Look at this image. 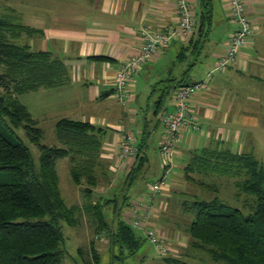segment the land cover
<instances>
[{
  "label": "crops",
  "instance_id": "1",
  "mask_svg": "<svg viewBox=\"0 0 264 264\" xmlns=\"http://www.w3.org/2000/svg\"><path fill=\"white\" fill-rule=\"evenodd\" d=\"M244 1L253 31L241 47L237 61L223 70L212 71L207 83L191 97L190 106L198 128H184L178 135L180 142L169 167V172L174 171L173 177L166 185L170 189L181 178L184 180L179 183L186 185L187 159L196 150L226 147L239 152L242 132L249 121L247 108H242L236 96L239 86L264 83V0ZM190 3L195 19L193 32L186 37L175 35L168 47L132 73L126 87L129 98L122 104L114 96L116 73L140 49L143 27L156 31L177 25L175 0H0V18H8L32 30L25 37L29 49L47 51L67 69L66 83L18 96L31 117L38 120L41 129L47 122L54 127L62 117L89 121L103 129L100 158L105 161L107 180L101 188V200L117 195L119 189L116 187L120 184L124 187L126 174L141 157L144 167L140 174L148 169L150 136L155 139L153 149L156 151L159 135L164 130L159 110L166 97H162V105L158 104L162 92L176 81L187 83L204 79L214 68L216 58L226 50L235 27L229 20L228 1L190 0ZM177 63L184 64L178 72L174 66ZM174 78L175 81L171 80ZM122 122L132 131L142 154L118 165L119 125ZM142 186L141 181L131 183L127 187L129 198L126 200L142 194L145 190ZM158 216L155 212L153 220ZM170 234L167 240L174 248L185 245L187 237L179 236L178 230ZM88 246L90 254L91 241ZM123 256L130 255L124 250ZM64 258L65 254L61 264ZM141 262L159 264L162 257L154 254L149 259L145 252ZM68 264L79 262L75 259Z\"/></svg>",
  "mask_w": 264,
  "mask_h": 264
},
{
  "label": "trees",
  "instance_id": "2",
  "mask_svg": "<svg viewBox=\"0 0 264 264\" xmlns=\"http://www.w3.org/2000/svg\"><path fill=\"white\" fill-rule=\"evenodd\" d=\"M12 29L26 34L32 31L0 18V264H61L65 250L60 222L75 226L81 209L94 217L96 232L104 231L109 236L114 250L119 251L116 256L121 257L124 250L135 255L145 238L137 236L120 213L128 198L123 188L133 182L144 158L135 161L115 197L92 203V189L99 181L96 175L100 170L103 129L89 121L62 117L53 128L59 145L39 142L43 130L18 96L66 83L67 69L47 51L31 50L27 43L20 46L9 41L5 32ZM175 84L182 85L180 81ZM173 85L162 92L158 104L162 105ZM17 129L38 146L37 165ZM65 156L70 157V178L80 185L87 199L82 208L68 206L59 191L55 165L58 158ZM194 173L241 177L233 184L238 193L250 196L251 202L244 210L216 195L210 199L190 197L184 202L190 213L185 229L189 236L188 253L189 249L203 250L209 260L226 264H264V164L249 153L203 147L186 167L188 182L195 181ZM199 184L205 185L202 181ZM105 206L112 208L110 213L103 211ZM93 243L90 252L97 258ZM169 249L167 255L161 256V264L206 263L201 258L188 259L194 256L186 253L184 246L171 245Z\"/></svg>",
  "mask_w": 264,
  "mask_h": 264
},
{
  "label": "rangeland",
  "instance_id": "3",
  "mask_svg": "<svg viewBox=\"0 0 264 264\" xmlns=\"http://www.w3.org/2000/svg\"><path fill=\"white\" fill-rule=\"evenodd\" d=\"M5 34L9 41L15 42L20 46L26 44V33L23 30H7ZM174 66L175 71L178 72L184 64L177 63ZM197 66L202 67L203 65L201 66V63H197ZM262 85L252 86L241 84L236 96H238L240 102L242 103V108H247L249 116L248 124L242 132L241 140L239 142L240 145H238L239 152L249 153L253 156V158H256L260 161V163L264 164V83H262ZM53 128L54 127H51L48 122L42 125L43 136L41 140H39L40 143L59 145ZM17 133L20 135L22 142L28 146L31 153L30 155H32L34 162L37 165L39 162L38 153H40L38 146L29 142L23 130L17 129ZM150 140L151 142L147 148V155L149 156L148 162L150 163L148 164V169L145 170L146 174H140L143 170L142 169L135 175V178L138 179L136 182L141 181L143 183L141 188L145 189L144 192L146 191L145 187H148L150 182L160 179L163 175L162 162H160L157 149L156 151L153 149L155 139L153 136H150ZM197 152L198 150L193 152V154L187 159V165L189 162L193 161ZM104 163L105 161L102 160L98 163L100 170H97L96 177L99 178V181L98 185L92 189V203L99 200V195L102 194L101 188H103V185L106 184L105 180H107V173H104L105 170L102 167H105ZM100 164L102 165L100 166ZM69 165H71L69 156L61 157L56 160L55 166L58 174L57 179L59 181V191L68 206L78 205L82 208L83 203L87 202V199L84 197L82 190H80V185L75 184L70 178ZM173 172L174 171L168 173L169 181L173 177ZM193 175L195 176V181H189L186 185L184 184V186H182V182L181 184L179 183L181 180L183 181L184 178H181L177 183L172 184L171 189L166 187L168 184L161 185V190L157 193L156 197H154V204L156 207V211L154 212L159 214V218L154 219L152 224L153 226H157L160 233L168 239L172 236L170 233H174L176 230L180 233L179 236L184 235L187 239H189L185 229L189 222L190 213L186 211L184 202H188L190 197L195 196L196 198L210 199L212 196L216 195L231 205L241 206L244 210H247L248 205H250L251 197L244 193H238V189L235 187V184H233L241 177H238L237 175H217L214 173L206 175L204 173L199 175L194 173ZM196 180H199V183L202 181L206 186L199 184ZM136 182L134 179L132 185L136 184ZM121 187L122 185L120 184L116 188L120 190ZM123 191L125 193L124 195L127 194L128 196V188L124 187ZM120 193H122V190ZM119 201L120 199L118 202ZM111 210V207L107 208V206H105L103 208L105 213H110ZM78 215L79 222L75 226L68 225L63 221L60 222L64 235L63 248L65 250V258L63 264H68V262L74 263L75 259L79 262V264H145L141 262L143 253L147 252L149 259L154 257V254L158 255L157 251L153 249V246L145 239L135 255L125 257L123 255L121 257H118V255L116 256L119 251L114 250L113 244H111L112 242L110 241L109 236L106 235V232L103 231L102 237H95L100 232H96L95 230L94 226H96L97 223L94 217L86 214L84 209H81V212ZM135 231L138 234H142L139 229H136ZM90 241L94 242L95 252L98 253L97 258H95L91 252L90 254L86 253L88 251ZM187 241L188 240H186L184 245L186 253H188ZM168 243L171 247V243L169 241ZM78 247L83 252L79 253L77 251ZM112 250H114V252ZM188 254L190 256H194L187 257L188 259L196 260L201 258V260L206 262L205 264H226L224 262H213L209 260V258H207V254H205L203 250L189 249ZM73 258L75 259L73 260ZM159 264H161V262Z\"/></svg>",
  "mask_w": 264,
  "mask_h": 264
},
{
  "label": "built area",
  "instance_id": "4",
  "mask_svg": "<svg viewBox=\"0 0 264 264\" xmlns=\"http://www.w3.org/2000/svg\"><path fill=\"white\" fill-rule=\"evenodd\" d=\"M229 20L235 25L231 32L226 50L216 58V64L212 70H209L205 78L195 82L175 84L170 93L165 98V102L159 110L160 121L164 125V130L159 135L157 141V153L162 162L163 175L160 179L150 182L146 191L134 198L127 200L123 205L122 218L127 225L134 230L139 229L143 238L153 246L159 256L167 255L170 252V245L157 226H153V216L156 207L154 197L161 190V185L168 184L170 171V160L175 152V148L180 142V131L184 128L196 130L195 117L191 110V97L204 86L211 77L212 71L223 70L237 61L241 47L247 42L252 24L248 20L246 12V3L244 0H227ZM177 11V25L175 27L165 26L156 31L143 27L140 31V37L143 43L136 53L131 55L116 73L114 96L122 104L129 98L128 83L132 78V73L139 70L140 66L147 60L152 59L162 48L168 47L175 35L184 37L191 34L195 27V19L192 12L190 0H175ZM119 152L117 164L121 165L130 159H136L141 156L142 150L135 143L133 133L125 126V122L119 125ZM103 231L95 237H102Z\"/></svg>",
  "mask_w": 264,
  "mask_h": 264
}]
</instances>
